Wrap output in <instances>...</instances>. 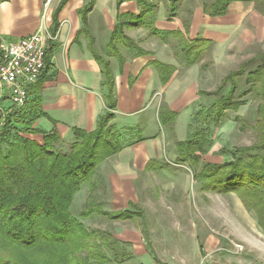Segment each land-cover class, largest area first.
Masks as SVG:
<instances>
[{"label":"crops","instance_id":"0c3cea01","mask_svg":"<svg viewBox=\"0 0 264 264\" xmlns=\"http://www.w3.org/2000/svg\"><path fill=\"white\" fill-rule=\"evenodd\" d=\"M45 1L0 0V42L17 41L41 25L47 26L53 35L46 46L45 68L36 83L28 87L27 102L38 97L42 115L33 127L40 132L56 131L62 139L71 138L73 127L93 131L98 118L108 110V88L102 84L101 68L93 52L108 60L115 99L110 112L113 122L128 132L126 143L131 140L98 166L108 186L106 207L117 206L115 210L105 209L112 212L129 210L127 205L137 206L131 199L137 196L138 177L142 176V183H147V178L161 172L147 168L152 162L186 165L178 161L176 141L186 138L193 112L201 109L198 103L211 98L200 91L215 90L235 71L233 49L234 54L244 55L243 62L264 55V16L253 2H232L225 15L211 17L203 11V0H125L119 4L117 0H93L90 11L85 8L91 0H67L63 6V0H51L47 7ZM146 3L155 5L150 20L158 32L180 31L188 41L211 40L212 47L198 62L188 65L175 55L176 38H163L152 34L149 28L135 26L125 34L138 41L143 53L132 56L125 54L129 50L123 48V64L117 57L106 55L119 15L138 16ZM153 60L175 67L165 84L150 63ZM218 73L222 75L216 77ZM191 104L194 107L188 108ZM162 106L178 112L167 128L158 123ZM28 135L38 142L36 136L43 139L41 133ZM120 237L117 239L127 242ZM139 262L156 264L150 258Z\"/></svg>","mask_w":264,"mask_h":264},{"label":"trees","instance_id":"16d2710c","mask_svg":"<svg viewBox=\"0 0 264 264\" xmlns=\"http://www.w3.org/2000/svg\"><path fill=\"white\" fill-rule=\"evenodd\" d=\"M66 1L63 0L61 6ZM123 1L117 0V3ZM235 1L253 2L254 8L264 16V0H203L202 8L211 17L223 16ZM92 2L85 11L91 10ZM154 8L155 5L148 4L138 16L132 13L119 15L105 49L106 55L119 57L123 48L134 49L135 46L128 43L124 29L135 26H145L152 34L163 38H176L175 55L188 65L198 62L212 47L211 40L195 38L188 41L180 31L158 32L150 20ZM55 30L56 24L52 31ZM141 53L143 51H137V55ZM93 55L101 68L102 84L108 88L105 96L108 110L98 118L93 131L73 127L69 149L61 151L57 145L62 138L56 131L40 132L33 127L35 120L42 115L36 96L26 102L20 112L12 113L0 130V264H107L127 255L120 251V242L111 232L89 230L83 222L94 214L114 221L141 217L139 210H105L100 201L103 195H100L99 188L104 182L100 181L99 164L118 153L131 140L126 143L128 132L113 122L114 115L110 112L115 99L109 62L96 52ZM256 59L254 56L243 62L215 90L200 91L212 100L207 107L194 113L192 132L185 141L177 142L176 148L178 158L195 162L196 166L200 163L194 178L201 190L234 193L244 208L254 213L257 225L264 233V58L261 57L259 64L249 69ZM150 63L162 84L175 70L174 66L161 61ZM242 76L245 78L241 87ZM249 94L257 100L254 117L256 141L249 146L223 148L221 152L230 158L221 163H201L202 155L212 144L211 128L225 123L227 112L238 111ZM158 115L164 116L161 111ZM173 116L174 113L170 112L163 120L164 125L171 123ZM234 120L245 123V119L238 115ZM34 133L43 134L42 143L25 135ZM83 191L82 205L74 214L71 208L75 196ZM132 207L137 209L136 205Z\"/></svg>","mask_w":264,"mask_h":264},{"label":"rangeland","instance_id":"374dc122","mask_svg":"<svg viewBox=\"0 0 264 264\" xmlns=\"http://www.w3.org/2000/svg\"><path fill=\"white\" fill-rule=\"evenodd\" d=\"M146 5L147 3L144 7ZM128 29L125 28L124 32ZM126 36L128 43L134 45L135 48H128L129 51L125 54L129 53L134 56L137 55L138 50L143 51L136 39ZM233 52L231 55L235 59L232 68L236 70L243 63L244 55L239 56ZM255 57L257 59L249 66V69L259 64L264 55ZM117 59L122 64L125 61L122 53ZM220 75L222 73H218L216 77ZM244 78L243 76L240 78L241 87ZM213 86L208 88L212 89ZM245 98L246 103L238 111L227 112L228 119L225 123L211 128L209 137L212 144L209 151L202 155L201 163L222 162L230 158L229 155L221 152L223 148L234 149L249 146L256 141L254 117L257 100L252 94ZM204 99L200 104L198 103L201 109L207 107L212 100V98ZM191 107H194L193 104L188 106V108ZM170 112L174 113L175 121L178 112L162 106L161 114L164 116H158L160 127L165 124L163 120ZM195 112L190 118L186 138L176 143L185 141L192 132V117ZM236 115L245 119V123L236 122L234 120ZM164 126L167 128L166 125ZM36 138H39L42 143L41 137L36 136ZM71 140L72 138H63L57 147L61 151H67ZM178 161L186 165L169 166L162 161L160 163L154 161L147 168L160 170L157 177L147 178V183H142V176L138 177L135 183L138 186L137 196L131 199L137 204V209L128 205L126 207L129 210H139L141 217L114 221L94 214L83 219L89 230H106L111 232L116 239L121 236L120 238L127 240V242L118 240L120 251H125L127 255H122L107 264H140L139 261L142 258L146 260L150 258L156 264H264V233L258 227L254 213L246 210L234 193L219 194L201 190L199 182L194 178L196 168L200 163L196 166L192 161L180 158ZM100 181L104 182H101L103 187L99 188L100 195H103L100 201L104 203V208L117 209V206L114 207L113 204L111 207H106L108 186L102 175ZM84 197V191L75 196L71 208L74 214L78 213ZM104 250L112 256L106 248Z\"/></svg>","mask_w":264,"mask_h":264},{"label":"built area","instance_id":"2783aa9c","mask_svg":"<svg viewBox=\"0 0 264 264\" xmlns=\"http://www.w3.org/2000/svg\"><path fill=\"white\" fill-rule=\"evenodd\" d=\"M51 0L45 1V7ZM53 35L47 26L17 41L0 42V129L12 113L28 101V87L45 68L47 42Z\"/></svg>","mask_w":264,"mask_h":264}]
</instances>
